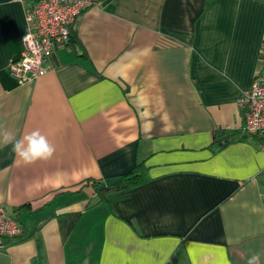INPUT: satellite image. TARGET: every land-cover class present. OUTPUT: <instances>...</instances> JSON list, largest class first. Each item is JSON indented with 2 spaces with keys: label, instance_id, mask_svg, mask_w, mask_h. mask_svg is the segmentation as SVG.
<instances>
[{
  "label": "crops",
  "instance_id": "0c3cea01",
  "mask_svg": "<svg viewBox=\"0 0 264 264\" xmlns=\"http://www.w3.org/2000/svg\"><path fill=\"white\" fill-rule=\"evenodd\" d=\"M31 2L0 0V125L39 129L56 151L25 165L0 144V205L22 227L0 264L264 254V151L237 103L264 66V0H99L20 83L8 64ZM137 161L145 179L107 199L86 181L107 186Z\"/></svg>",
  "mask_w": 264,
  "mask_h": 264
},
{
  "label": "built area",
  "instance_id": "2783aa9c",
  "mask_svg": "<svg viewBox=\"0 0 264 264\" xmlns=\"http://www.w3.org/2000/svg\"><path fill=\"white\" fill-rule=\"evenodd\" d=\"M99 0H32L25 12L20 56L10 60L8 71L18 82L36 79L49 70V57L57 44L70 40L72 26L87 8ZM244 109L243 129L259 139L264 151V66L237 99ZM22 233L20 223L0 205V249L4 240Z\"/></svg>",
  "mask_w": 264,
  "mask_h": 264
},
{
  "label": "clouds",
  "instance_id": "9594fccd",
  "mask_svg": "<svg viewBox=\"0 0 264 264\" xmlns=\"http://www.w3.org/2000/svg\"><path fill=\"white\" fill-rule=\"evenodd\" d=\"M0 144L12 145V151L25 165H31L37 161H46L55 154V146L39 129L32 130L17 138L11 131L0 125ZM255 253L249 256L246 264H261V256Z\"/></svg>",
  "mask_w": 264,
  "mask_h": 264
},
{
  "label": "trees",
  "instance_id": "16d2710c",
  "mask_svg": "<svg viewBox=\"0 0 264 264\" xmlns=\"http://www.w3.org/2000/svg\"><path fill=\"white\" fill-rule=\"evenodd\" d=\"M211 0H206L208 3ZM262 52H264V48H262ZM145 173L143 169V164L139 161L135 163V165L126 173L121 174L117 180L113 183L104 185H98L99 183L97 180L92 178L86 179L87 182H92L93 187L95 188L96 192L98 193L99 200L107 199L110 194L122 191L125 189L130 188L131 186L135 185L136 183L145 179ZM105 188V189H104ZM20 236V235H18ZM17 237V236H16ZM38 247L40 248L41 245L39 244Z\"/></svg>",
  "mask_w": 264,
  "mask_h": 264
}]
</instances>
